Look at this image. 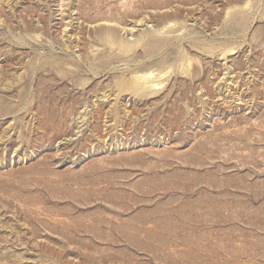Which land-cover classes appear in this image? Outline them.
<instances>
[{"label":"rangeland","instance_id":"rangeland-1","mask_svg":"<svg viewBox=\"0 0 264 264\" xmlns=\"http://www.w3.org/2000/svg\"><path fill=\"white\" fill-rule=\"evenodd\" d=\"M0 264H264V0H0Z\"/></svg>","mask_w":264,"mask_h":264},{"label":"bare ground","instance_id":"bare-ground-1","mask_svg":"<svg viewBox=\"0 0 264 264\" xmlns=\"http://www.w3.org/2000/svg\"><path fill=\"white\" fill-rule=\"evenodd\" d=\"M160 10H161V9H160ZM56 15H58V14H56ZM65 23H66V22H65ZM68 23H69V21H68ZM101 24H102V23H101ZM97 25H99V24H97ZM97 25H96V26H97ZM73 26H74V25H73ZM93 26H94V25H93ZM96 26H95V27H96ZM103 26L105 27L104 29L106 30L105 33H106V36H107V37H110V36H113V35L115 36V34H113L115 28L112 29V28H113L112 26H114V25L111 26V24H110V25H109V24H104ZM136 26H137V25H136ZM116 28H117V27H116ZM119 29H120V28H119ZM119 29H118V30H119ZM120 30H121V29H120ZM122 30H123V31H127V30L124 29V28H123ZM122 30H121V31H122ZM115 31H117V29H116ZM132 31H133V29H132ZM129 33H130V32H129ZM60 34H61V33H60ZM222 77H223V76H222ZM231 77H232V76H231ZM229 78H230V77H229ZM219 83H220V81H219Z\"/></svg>","mask_w":264,"mask_h":264}]
</instances>
